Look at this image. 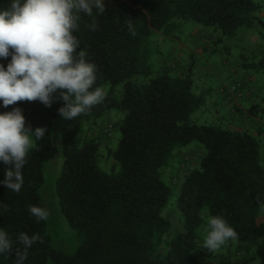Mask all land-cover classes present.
Segmentation results:
<instances>
[{
    "label": "trees",
    "instance_id": "obj_1",
    "mask_svg": "<svg viewBox=\"0 0 264 264\" xmlns=\"http://www.w3.org/2000/svg\"><path fill=\"white\" fill-rule=\"evenodd\" d=\"M103 12L80 14L77 32L81 48L96 65V86L103 102L68 120L62 132V169L56 180L58 202L80 246L74 254L53 250L45 221L37 222L29 205L42 206L43 161L51 147V126L59 117L62 100L46 107L39 100L17 101L26 125L46 127L42 139H33L19 192L0 184V227L15 240L20 232L39 233L25 264H211L216 257L200 243L203 212L223 216L235 229L232 254L217 264H264V152L247 131L221 125L190 123L191 115L207 103L208 92L195 93L191 67L171 75L151 62L150 38L160 33L176 39L184 23L232 35L239 28L263 23L255 15L254 0H104ZM9 0H0L7 8ZM95 23L96 29L90 30ZM75 34V33H74ZM221 41L216 37L213 45ZM214 46L211 51L214 52ZM8 57L0 62L7 63ZM264 74V58L257 64ZM108 86V89H104ZM238 110V104L230 106ZM112 109L124 112L121 139L108 157L116 171L97 168L101 141L77 134L84 123L95 125ZM239 111V110H238ZM252 115L264 109L252 105ZM198 142L205 155L185 172L175 206L179 223L172 228L162 211L174 188L166 182L177 152ZM6 166L0 162V180ZM22 247V245H17ZM16 248L0 254V264H15Z\"/></svg>",
    "mask_w": 264,
    "mask_h": 264
},
{
    "label": "clouds",
    "instance_id": "obj_2",
    "mask_svg": "<svg viewBox=\"0 0 264 264\" xmlns=\"http://www.w3.org/2000/svg\"><path fill=\"white\" fill-rule=\"evenodd\" d=\"M105 10L104 0H9L0 8V107L17 101L39 100L51 107L56 100L63 104L58 113L67 120L78 117L103 102L105 92L96 86V65L81 48L77 32L80 14L91 16ZM96 29V24L90 26ZM75 33V34H74ZM46 127L26 125L19 106L0 112V162L6 166L0 184L19 192L24 183L23 170L33 139H42ZM0 209L7 210L0 201ZM37 222L47 221L49 210L29 205ZM203 246L216 251L238 237L221 215H210L205 225ZM39 233L20 232L15 240L0 227V254L16 248L15 264H25ZM17 245H22L19 247Z\"/></svg>",
    "mask_w": 264,
    "mask_h": 264
},
{
    "label": "rangeland",
    "instance_id": "obj_3",
    "mask_svg": "<svg viewBox=\"0 0 264 264\" xmlns=\"http://www.w3.org/2000/svg\"><path fill=\"white\" fill-rule=\"evenodd\" d=\"M254 2L261 5L255 15L264 22V0H254ZM218 36H221V41L213 45ZM200 40L206 46L204 51L201 46H198ZM150 42L159 45L157 52L150 58L156 69L159 67L160 56L164 57L167 64L172 62L176 63L175 65L179 64L182 71L191 67L194 92L197 94L208 92L206 105L191 115L190 123L198 126L221 125L224 128L235 130L237 125L231 123V119L224 115V112H216L213 104L218 96L223 100L219 93L220 88L228 87L238 81H245L248 96L252 95L253 99L252 102L244 101L242 107L249 109L254 104L258 108L264 109V74L257 69L258 62L264 58V26L260 23L255 22L250 28L241 27L234 34L224 36L219 30L214 31L212 28H204L199 24L187 21L177 40L163 38L155 32L151 36ZM213 46L214 52L209 50ZM208 50L211 51L210 55L206 53ZM169 73L174 76L180 75ZM249 88L254 89L255 93ZM104 89H108V86H105ZM238 110L240 112L235 111V114L242 117L245 110L240 108ZM124 116V112L112 109L97 124L84 123L77 134V138L83 137L87 133V128L91 126V129L88 130L89 135L99 139L102 144L97 162V168L102 171L111 172L118 169V164L108 157V150H115L121 139L119 125ZM259 117H262L264 121V113H259ZM67 123L68 120L61 115L52 123L51 147L43 161L44 183L39 191V196L41 205L46 207L50 213L49 218L45 221V226L53 250L70 255L77 251L80 242L75 231L67 224L63 216L55 188L56 180L62 169V132ZM251 132L248 133L260 140L264 152V139ZM204 155L205 149L198 142L181 148L177 152L174 166L168 170L165 177L166 182L174 188V193L163 209L162 215L170 220L173 229L178 226L180 218L175 200L183 178L182 175L198 166V161ZM207 217L203 212L205 221L199 232L202 245L206 235ZM233 251L234 245L226 244L215 251L216 257L211 261V264H217L221 257L230 255ZM47 264H53L52 260H49Z\"/></svg>",
    "mask_w": 264,
    "mask_h": 264
},
{
    "label": "crops",
    "instance_id": "obj_4",
    "mask_svg": "<svg viewBox=\"0 0 264 264\" xmlns=\"http://www.w3.org/2000/svg\"><path fill=\"white\" fill-rule=\"evenodd\" d=\"M260 8H261V5H259ZM263 22V21H262ZM262 26H264V22L263 23H260ZM160 34V33H159ZM161 35V34H160ZM161 37L163 38H166L164 36L161 35ZM170 40H177L176 39H172V38H168ZM150 44V49L152 51V53H156L157 50L159 49V45H156L155 43L153 42H149ZM198 46H201L203 51L206 50V46L203 44V41H199L198 43ZM211 50V49H209ZM207 51L206 53L208 55H210L211 51ZM176 63H170V64H167L165 63V59L163 56H160L159 59H158V65L159 67H162L163 69L167 70L168 72H171V73H174V74H182L183 71L182 69L180 68V65H175ZM223 75V74H222ZM244 80V79H243ZM242 82V88H243V91L247 88V86L245 85V81H240ZM250 90H252L254 93H255V90L254 89H251L249 88ZM244 91V92H245ZM247 92V93H246ZM245 92V97L243 100H241L239 103H238V108H240L241 110H245L242 117H238L236 114H235V111L230 109V106L227 105L224 100H222L221 97H217L214 104H213V108L215 109L216 112L218 111H222L224 112L223 114L226 115L230 120L231 123H234L235 125H237L236 129L238 130H245L247 132H251L252 134H256L258 137H262L264 139V121H263V118L262 117H259V115H252L250 112H249V109H246V108H243L242 107V103L244 101H248V102H252V95L251 96H248V91ZM254 105V104H253ZM238 111V110H237ZM240 112V111H238ZM240 127V128H239ZM234 128V127H232Z\"/></svg>",
    "mask_w": 264,
    "mask_h": 264
},
{
    "label": "built area",
    "instance_id": "obj_5",
    "mask_svg": "<svg viewBox=\"0 0 264 264\" xmlns=\"http://www.w3.org/2000/svg\"><path fill=\"white\" fill-rule=\"evenodd\" d=\"M242 86V82L238 81L228 87L219 89V93L222 95L223 100L227 105H237L241 100L244 99L245 92L243 91Z\"/></svg>",
    "mask_w": 264,
    "mask_h": 264
}]
</instances>
